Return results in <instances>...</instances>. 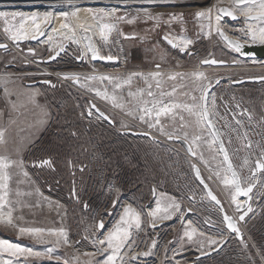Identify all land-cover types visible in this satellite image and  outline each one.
I'll use <instances>...</instances> for the list:
<instances>
[{
	"label": "rangeland",
	"instance_id": "1",
	"mask_svg": "<svg viewBox=\"0 0 264 264\" xmlns=\"http://www.w3.org/2000/svg\"><path fill=\"white\" fill-rule=\"evenodd\" d=\"M231 1L80 0L86 20L97 23L99 15L94 16L89 10L103 9L109 13L103 22L114 19L118 24L120 35L113 33L108 43H99L102 54L117 57L114 63H104L94 62L86 52L78 33L77 14L73 15L78 8L70 0H46L34 4V8H28L34 3L31 0H0V11L10 14L8 18L0 17V44L8 46L6 51L0 50V130L4 133L0 156L16 161L8 169V203L0 208L5 215L11 211L12 224L0 223V240L41 253L39 256H12L0 251V264H103L112 250L101 254L98 248H106L107 242L102 246L96 242L112 231H97L98 212L100 215L105 213L114 204L112 197L118 193L124 196L122 192L130 195L128 200H121L115 207V221L119 217L121 221L125 209L130 207L139 213L141 225H146L149 219L166 222V228L155 232L151 243L146 240L143 246L144 250L147 246V249L152 247L154 255L161 261L159 264H187L192 259L180 260L181 255L175 253H183V257L187 256V250L203 253L222 241L226 246L221 252L195 261V264H264V171L258 176L253 193V213L241 224L242 238L229 233L221 224L204 227L199 224L197 214L181 220L192 205L187 198L178 197L175 183L183 168L193 180L196 162L200 163L218 195L227 197V203L224 198L221 200L229 213L236 215L243 203L234 184L224 183L225 178L231 180V177L206 124L200 123L196 115L183 107L158 118L153 108L154 104H199L200 88L220 80L210 98L211 115L220 127L242 181L246 182L244 186L252 183L255 162L264 157V115L260 113V107L264 105L260 102L264 99V83L233 86L232 82L264 76V65L241 59L219 37L215 20L219 15L217 9L233 7ZM197 4H201L203 11L212 10L210 35L209 21L196 15L200 12L197 10L202 11L196 9ZM145 11L159 19H150ZM16 12L23 13V17L12 19L11 14ZM64 12L69 13L67 21L62 15ZM45 13H51L55 18L45 38L38 42L14 41L10 38L11 33L5 31V28L15 31L23 25L25 31L38 35L39 32H33L35 25L39 24L42 30L51 19L45 22ZM169 14L179 18L171 19ZM32 15L38 17L35 22L30 19ZM63 23L70 24L71 30L61 27ZM219 27L233 32L245 26L243 21L232 22L221 17ZM96 29L101 33L100 27ZM72 30L73 40L66 39L73 35ZM164 36L171 40L185 37L193 43L183 52L181 48L168 45ZM66 43L69 46L61 57L52 63H44ZM212 58L238 65L202 66V61ZM157 70L162 73L157 78L159 87L155 79L145 80L143 76H134L130 84L120 88H115L113 81L86 79L105 75L123 80L131 73L147 76ZM199 72L204 73L203 79L192 75ZM176 73L183 75L171 79L170 76ZM73 74L79 76V85L72 78ZM39 81L50 84L28 85ZM224 85H227V91ZM98 92L115 96V103ZM193 96L197 98L195 101ZM218 97L219 104L216 105ZM234 100L244 105L242 112L249 113L252 117L249 121L256 125L253 141H249L251 146L239 140L243 138L240 129L222 124L227 112L224 102ZM89 101L104 110L113 123L109 124L102 117L88 116ZM146 107L152 108L153 112L141 120L139 117L144 115ZM127 130L147 132L152 138L124 133ZM169 137L186 140L196 153V162L187 155L183 145L168 141ZM46 160H51L50 166L38 169L36 165ZM152 188L156 190V198L151 196ZM74 190L78 196L80 194L79 203L73 200ZM3 194L4 190L0 189V195ZM157 205L162 210L167 209V213L160 211L153 216L151 213ZM175 205H179L178 209ZM84 208L93 209L94 213L87 214ZM195 211L204 217L202 209ZM20 227L45 229L44 242L20 235ZM60 229L66 233L67 242L61 239L57 244V237L48 235V230L58 232ZM114 264L123 262L117 263L115 259Z\"/></svg>",
	"mask_w": 264,
	"mask_h": 264
},
{
	"label": "snow or ice",
	"instance_id": "2",
	"mask_svg": "<svg viewBox=\"0 0 264 264\" xmlns=\"http://www.w3.org/2000/svg\"><path fill=\"white\" fill-rule=\"evenodd\" d=\"M246 0H237L238 4H242L245 3ZM248 3H251L253 5L255 4H259V8L260 11L257 12L255 14V16L252 15V10L249 9L247 12H245V16L250 17L252 19L264 22V0H247ZM77 12L79 11L78 9L76 10ZM93 12V15H99V27L101 30V34L103 38H106L107 34L110 33L113 28L114 25L111 23H104V17L108 16L109 13L105 12L103 9L100 10H89ZM115 12V9L112 10V13ZM218 13H222V14H226L228 16H233V11L230 9H224V8H218L217 9ZM76 13H73V15H75ZM9 13L7 12H2L0 11V17L3 18H8L9 17ZM23 13L20 12H16V13H12L11 17L12 19H15L16 17H23ZM51 13H45L44 14V21L47 22L49 20V18L51 17ZM62 15L65 18V21H67L69 13L68 12H64L62 13ZM145 15H147L150 19H159L158 16L153 17L150 13H148L147 11H145ZM171 16V19H178L179 17L175 14H169ZM197 16L202 17V18H206L209 21L208 24V28H209V35L211 34V28H212V10L208 9L206 11H200L198 13H196ZM220 15H217L215 17L216 20V31L220 34L224 36V39L227 41V43L233 48L235 49L236 52H241L242 48L244 47V45L242 43H240V41L237 40H232L230 39L227 35H225L222 31V29L219 27V21H220ZM235 18V17H233ZM30 19L35 22L38 17L36 15H32L30 17ZM118 19H123V17H119ZM61 27L63 28H69L71 30V25L68 23H63L61 25ZM6 32H10L11 33V39L14 41H19V40H23V39H37V36L34 34H30L29 32L25 31L23 28V25L20 26L19 29L12 31L11 28H5ZM55 31V29H54ZM73 31V35L72 36H67L65 37L68 40H73L74 37V30ZM85 31H87V29H85ZM33 32H39L40 35H43V32L40 30V25L36 24L35 28L33 29ZM245 36L249 37L251 39V41L253 43L255 42H259V43H264V26H252V25H248V30L246 32L243 33ZM49 39H51V37H49ZM165 39H169L168 36H165ZM76 43H79V41H75ZM169 43H172L174 47H178L181 48L182 50H187L189 45H191L193 43L192 40L187 39L185 37H179L175 40H169ZM0 47H6V45H0ZM87 47L89 49V51H91L93 58H97V54H98V50L95 48V46L91 43V39L90 37L88 38V44ZM60 51L64 50V46L60 45L59 46ZM29 51H32L31 49ZM60 51H58L56 53V55L60 54ZM84 55H86V53H84ZM54 58V57H53ZM99 59H107V60H113L116 59L113 56H99ZM202 63L204 64H212V65H216V64H223L224 61H217L215 59L212 60H204L202 61ZM159 65H156V68L159 69ZM162 73L157 70L154 72H151L149 74H147V76H145L143 73H131L127 76V78L121 80L119 77H113V76H105V75H101L99 77L97 76H89L86 77V79L89 80H95V79H100V80H109V81H113L115 83V88H120L122 85L124 84H130L132 82V79L134 76H143L145 80H148L149 78L151 79H155L156 80V84L157 87H159V80L157 78L161 77ZM182 73H176L173 74L172 76H170L171 79H175L176 76H182ZM194 77H196L197 79H203L204 78V73L203 72H199V73H193L192 74ZM65 78H68V76H65ZM72 78L75 80L76 83H80V79L79 76L76 74L72 75ZM261 79H264V77H262ZM217 83H219V81H217ZM149 87H151V85H149ZM212 84L208 83L206 86H202L200 88V103L199 104H185V105H178V104H168V105H163V106H158L157 104L153 105V108H155V116L158 118L162 115H167L168 113H171L173 111V109L178 108V107H183L185 110H187L189 113H192L194 115H196L199 118V122L200 123H207L209 125H212V121L210 119H208L209 117V109L207 107V97H208V93H209V89H211ZM175 91V90H173ZM5 93L7 94V89H5ZM142 94V92H141ZM149 95H152L151 92L148 93ZM98 95L103 96L105 99H112L113 102L115 103L116 97H109L107 95L106 92H98ZM193 101H195L197 98L195 96L192 97ZM214 103V102H213ZM13 107H15V104L13 103L12 105ZM118 107L122 106V105H117ZM92 108H95V105L91 106ZM199 108L200 111H195V109ZM98 111V109H97ZM153 112L152 108H145L144 109V115H141L139 118L141 120H144L145 115H151ZM89 115H91V110H89ZM103 115V114H101ZM157 123H159V120L157 119ZM150 127H154L155 125H149ZM3 131L0 130V142H3ZM171 139V137H169ZM193 155H196L195 152H193ZM224 159L228 160V155L227 152H224ZM16 161H11L9 160L7 157L4 156H0V189L4 190V194L0 195V208H3V206L5 204H7V200H6V196H7V188H8V184L7 181L9 180V173H8V169L10 168L11 165L15 164ZM43 163L45 164H50L51 161L46 160ZM257 166L260 169H264V163L257 161ZM229 168L231 169V162L229 161ZM25 175H27V173H25ZM232 176L233 179L229 180L227 178H225L224 183L225 184H235L237 191L238 192H244V194H247V192H250L251 186L248 187L247 190H243L240 188L239 185V180L237 177V174L233 171L232 172ZM212 199L215 200L216 197L212 196ZM179 205H175V208L178 209ZM251 209L249 208V211ZM160 211H164L165 213H167V209H160L159 205H157V208L155 211H153L151 214L153 216H156L157 213H159ZM165 219L168 218L167 215L164 216ZM244 217L241 216L240 219L242 220ZM225 220H228V228H231L233 231H239L238 228H236L234 226V224L231 222V218L225 216ZM0 223H5V224H12V213L9 210L7 212V214L5 215L4 213L0 212ZM141 226V220H140V215L139 213H136L133 209L126 208L125 209V216L121 217V221L119 224H117L116 228L112 231L109 232L108 235L101 240H98L96 243L98 245H104L105 242H107V247H99L98 251L101 252V254H103L104 252L109 251L110 249L112 250V254L110 256L107 257L106 260H104L103 264H114L115 262V257L117 255V253L119 252V250L125 246L128 242L129 239L131 237V229L133 227H135L136 229H139ZM154 226V225H153ZM99 228H103L104 224L101 221L100 224L98 225ZM19 233L20 235H29L34 237L37 241L39 242H44V233H45V229L43 228H33V227H20L19 228ZM48 235H52V236H56L57 237V244L60 242L61 239L64 240V242H67V236L66 233L64 232L63 229H60L58 232L56 230H48ZM212 243H215V241H212ZM0 251L2 252H8L10 253L12 256H16L17 254H27L30 256H39L41 255V253L39 252H33L32 249L30 248H21L19 245H15V244H10L7 241H2L0 240ZM91 255V254H89Z\"/></svg>",
	"mask_w": 264,
	"mask_h": 264
},
{
	"label": "water",
	"instance_id": "3",
	"mask_svg": "<svg viewBox=\"0 0 264 264\" xmlns=\"http://www.w3.org/2000/svg\"><path fill=\"white\" fill-rule=\"evenodd\" d=\"M233 4L235 7H240V6H244V5H247L249 4L246 0L245 3H242V4H238L237 3V0H233ZM220 8H224V9H230L233 11L232 8L230 7H227V6H222ZM220 16L224 17V18H228L230 21L232 22H242L244 23L245 27H247V22H252V21H256L255 19H252L250 17H246L245 21H244V18H242L238 13L234 12L233 11V16H228L226 14H222V13H219ZM253 16H255V14H252ZM235 17V18H233ZM247 21V22H246ZM225 35H227L225 32H223ZM45 36V32H43V35H38L37 36V39H32V41L34 42H37V41H40L44 38ZM81 36L86 44V47H87V44H88V38L90 37L91 39V43L95 46V48L97 49L96 45H95V41L90 33L89 30L85 31V29H81ZM230 39L232 40H237V41H240V43H242L244 45V47L242 48L241 52H236L235 49H233L228 43L227 41L224 39V36L223 35H220L219 34V37L221 38V40L229 47L231 48L232 50H234L238 56L245 60V61H248V62H258V63H262L264 65V44H256V43H253V42H243L239 39H236V38H232L230 37L229 35H227ZM250 39V38H249ZM163 40L168 44L170 45L172 48H177V47H174L172 43H169V40L170 39H165V37H163ZM0 45H6V47H0V50H3V51H6L8 46L7 44H0ZM69 46V44H65L64 45V50L63 51H60V49H58L50 58L44 60V63L48 64V63H52L54 61H56L59 57H61V55H63L66 51H67V47ZM88 49V47H87ZM60 51V54L59 55H56V53ZM89 51V49H88ZM184 52V50H182ZM89 54H90V57L91 59L94 61V62H98V61H104L106 63H114L116 62V59L114 60H104V59H99V51H98V54H97V58H93L92 56V53L91 51H89ZM54 57V58H53ZM213 59V58H212ZM212 59H208V60H212ZM216 60V59H215ZM42 60H40L41 62ZM217 61H221V60H217ZM202 66H206V67H214V68H221V67H228V66H231V67H235L238 65L237 62H232V63H228L226 61H224L223 64H216V65H212V64H204L202 63ZM264 77V76H262ZM262 77H250V78H243V79H239V80H236V81H233L232 82V85L233 86H240V85H246V84H261V83H264V79H261ZM220 82V80H217ZM217 81L212 84V87L211 89H209V93H208V97H207V107L209 109V117L208 119H210L212 121V125H209L207 123L206 126L207 128L209 129V134L212 136V138L215 140L216 142V148L219 152V154L221 155L222 157V161L224 162V165H225V168L227 170V173L229 175V177H231V179H233V176H232V172L234 171L236 174H237V177H238V180H239V185H240V188L243 189V190H247L249 186H251V191L250 192H247V194H244V192H238L237 191V188L234 184V188L237 192V194L239 195V197L241 198V201H243V204L238 208V212H239V216L237 218H235L233 215H229L228 212L226 211V208L222 202V200L219 198V196L217 195V193H215V191L213 190V188L209 185V183L206 181L205 177L203 176L202 174V169L200 166L198 165H195L194 166V174L197 178V180L199 181V183L204 187L205 191H206V194L207 196L209 197V199L217 206V208L221 211V214H222V217H223V221L225 223V227L226 229L231 233V234H234L237 238H242L243 237V231L241 229V224H243L246 219L253 213V210H254V207L252 205V201H253V193L255 191V188L257 186V182H254V183H251L249 184L248 186H244L243 185V181H242V178H241V175L239 173V170L237 169L233 159H232V156H231V153L227 147V142L226 140L224 139L222 133H221V130H220V127L218 126V124L215 122V120L213 119L212 115H211V110H210V98H211V95L213 93V90L216 86H218L219 83H217ZM50 84V82L48 81H39V82H34V83H29L28 85L30 86H33V85H39V84ZM76 83V82H75ZM78 84V83H76ZM79 85V84H78ZM92 105H95L94 103L91 104ZM92 108V107H91ZM98 109V111H97ZM92 110H94L100 117H102L103 119H105L107 122L109 123H113V121L111 120V118L105 114V112H103L101 109H99L96 105H95V108H92ZM103 114V115H101ZM124 133H128V134H131L135 137H147V138H152L151 134L150 133H147V132H136V131H131V130H127V131H124ZM168 141L172 142H176V143H180L181 145H183V147L186 149V151L188 152V154L191 156V157H195V155H193V149L191 148V145L184 139H181V138H168ZM227 152V155H228V160H225L224 159V152ZM229 161L231 162V169L229 168ZM262 163H264V157L261 158V160H258ZM255 170L252 171V178H258V176L261 174V172L264 171V169H260L258 168L257 166V161L255 162ZM212 196H215L216 199L213 200L212 199ZM249 208L251 209L249 211ZM188 213H192L191 210H188L187 211V214ZM225 216L227 217H230L231 218V222L234 224V226L236 228L239 229V231H233L231 228H228V223L229 221L228 220H225ZM243 216L244 218L241 220L240 217ZM182 220H184V217L182 218ZM224 243L225 242H222L218 247H216L215 249L213 250H210L206 253H202V254H199L198 255V258L199 259H203V258H208L214 254H216L217 252H219L222 247L224 246Z\"/></svg>",
	"mask_w": 264,
	"mask_h": 264
},
{
	"label": "flooded vegetation",
	"instance_id": "4",
	"mask_svg": "<svg viewBox=\"0 0 264 264\" xmlns=\"http://www.w3.org/2000/svg\"><path fill=\"white\" fill-rule=\"evenodd\" d=\"M230 3H233V0ZM89 102H90V107H87L86 109L88 110V116L92 117L91 115H89V110H92L91 104L92 103L95 104V102L94 101H89ZM96 106L98 107V105H96ZM109 124H111V123H109ZM49 161H51V160H49ZM50 164H45L43 162L42 163L39 162L36 166H37L38 169H42V168H45V167H49ZM202 174L205 177L206 181L209 183V185L213 188L215 193H217L215 188H214V186L212 185L211 181L209 180V178L204 175L203 169H202ZM197 184L200 185L201 188L205 191L204 187L199 183V181H197ZM122 193H123L124 196H120L119 193H118L117 194L118 196L112 197V198H114V204L112 205L111 208L106 209L105 213L100 215V212H98V217H97V221H96V224H97L96 227H97V231L99 233L105 232V231H107V229H109L110 231H113L116 228L117 224H119L120 217L118 219L116 218V221H115V218H114L116 216V213H117L115 211L116 210L115 207L120 205V201L121 200H128L127 199L128 195H130V194H126L124 192H122ZM217 195H218V193H217ZM151 196L153 198H156V196H157L156 190L153 189V188L151 189ZM218 196H219L220 199L224 198L226 200L225 201L226 203L228 202V200L226 199L227 198L226 196H224V197H221L220 195H218ZM72 197H73V200L76 203H79L80 200H81L80 194L78 196L75 190L73 191ZM111 201H112V199L110 200L109 205H111ZM222 202H223V200H222ZM207 204H208V201H203L202 205L206 206V207L200 208V209H202V211L204 213L202 211H199V212H202L204 214V217H201L200 213H197L196 211H194V212L188 213V214L185 213L184 214L185 216H182V218L184 217V219H185L187 216H190V215L193 216V215L197 214V219L199 221V224H202L204 227H214V226H216L218 224H221V225H223L225 227V223L223 221V217H222L221 211L217 208V206L215 204L214 205H212L211 203H210V205H207ZM223 204H224V202H223ZM224 206H225V204H224ZM187 208H186V211H187ZM225 208H226V211L228 212L229 215H233L235 218H237L239 216V212H237L236 215L235 214H231V213H229V210H227L226 206H225ZM206 209H208V210H206ZM83 211L85 213H87V214L94 213L93 209L88 210V209L84 208ZM207 211H209V213H212L211 216H210V219H208V216H207L208 212ZM182 218H181V220H182ZM101 221L104 224L103 228H99L98 227V225L100 224ZM110 222H112L111 226H109ZM165 228H166V222L165 221L160 220V221H157V222H152V221H150V219L148 220L146 225H141L139 229H136L135 227H133L131 229V237L129 239V242L125 246H123L119 250L117 255H116L115 259H116L117 263H120V262H123V264H125V263L133 264V262H136V264H138V262L141 263V264H143V263L144 264H149V263L159 264V263H161V261L158 259L157 255H154L155 253L153 252L152 247H150V249H147L148 248V246H147L146 250H144L143 246L145 245L144 243L146 242V240H148V244L151 243V239H152L151 236L155 237V232L163 231ZM225 229H226V227H225ZM158 241H160V240H158ZM222 242H225V241H222ZM222 242L218 243L217 245L212 247L210 250L215 249ZM225 246H226V242L224 243V246L222 247V249L219 252H221L224 249ZM153 247L155 248V246H153ZM210 250L204 251L203 253H206V252H208ZM219 252H217L216 254H218ZM185 253L187 254L186 257H183V253H181V254L180 253L179 254L175 253V255L176 256L177 255H181L180 256L181 257L180 260L187 259V258L188 259H192V261L188 262L187 264H195V261H199L200 260L198 258V255L202 254V253H199V252H197L195 250H187ZM189 254H191V256H189ZM139 255H140V258H138ZM142 257H144V258L147 257V259H143V260H147V261H143ZM203 259H207V258H203Z\"/></svg>",
	"mask_w": 264,
	"mask_h": 264
},
{
	"label": "bare ground",
	"instance_id": "5",
	"mask_svg": "<svg viewBox=\"0 0 264 264\" xmlns=\"http://www.w3.org/2000/svg\"><path fill=\"white\" fill-rule=\"evenodd\" d=\"M31 1L34 2V3H32V5H30L28 8H30L31 6L34 8V6H33L34 4L45 3L46 0L45 1H43V0H31ZM196 1L197 0H195V3H196ZM198 1H200V0H198ZM70 2H71V4L74 7H77L78 10H79L78 12L75 10L74 13L77 14L76 15V22H78V33L80 35V38L83 40V38L81 36V29H87V30H89L90 33H91V35H92V37H93V39H94V41H95V45L97 47V50L99 51L100 56L107 57V56H105V54H102L101 47H100V44L99 43L100 42H102V43H108V41L111 39L113 33L116 34V35H118V36L120 35V32H119L120 30L118 29V24H117L116 20L110 19L109 21H106L107 23L113 24L114 25V28H113V30L110 33L107 34L106 38H103L102 37V34L101 33H98L97 32V29H96L97 27H99V23L98 22L96 23L93 20H86L85 15H84V12L81 10L80 0H70ZM55 3L58 4V1H55ZM24 4H25V2H24ZM50 7H51L50 8V11H51V13H53V7H52V5H50ZM200 8L202 9L201 4H197L196 9H200ZM230 8H232L234 12L238 13L242 18H244V21H245V19L247 17V16H245V12H247L249 9L252 10V14H256L257 12L260 11L259 4L258 3L255 4V5L249 3L247 5L240 6V7H235L234 4H233V7H230ZM197 11H201V10H197ZM202 11H203V9H202ZM54 18L51 17V19L48 21V23L42 28L41 31L42 32H45V36H46L47 32L50 30V28H51V26H52V24L54 22ZM248 25H252L254 27H256V26H264V22H261V21L256 20V21H252V22H247V25H246L247 27H244V28H240V27L239 28H236V30L233 31V32H230L229 30L226 31L227 29H224L225 31L224 30H222V31L225 32L227 35H229L232 38L239 39V40H241L243 42H252L251 39H249V37H247V36H245L243 34L244 32H246L248 30ZM239 32L240 33L242 32L243 35H240ZM38 35H36V36H38ZM45 36H44V38H45ZM27 40H31L32 41L31 38H29V39H23V40H20V41H27ZM32 42H34V41H32ZM83 42H84V40H83ZM255 43L256 44H264V43H259V42H255ZM84 48H85L86 52L89 54V51H88V49L86 47L85 42H84ZM104 60H107V59H104ZM100 62H104V61H100ZM104 63H106V62H104ZM239 173H240V171H239ZM251 181H252V183L253 182H258V178H252L251 177ZM243 183L245 184L246 182L244 181ZM242 203H243V201H242Z\"/></svg>",
	"mask_w": 264,
	"mask_h": 264
},
{
	"label": "built area",
	"instance_id": "6",
	"mask_svg": "<svg viewBox=\"0 0 264 264\" xmlns=\"http://www.w3.org/2000/svg\"><path fill=\"white\" fill-rule=\"evenodd\" d=\"M99 107V106H98ZM100 108V107H99ZM101 109V108H100ZM102 110V109H101ZM104 111V110H103ZM91 116L94 118H100L93 110H91ZM186 151V149H185ZM187 155L192 158L193 161H195L196 157H191L188 152L186 151ZM196 162V161H195ZM198 165L201 167L200 163H194L193 164V170H192V179L189 178V173L185 168L182 169V172L180 173L177 182L175 183L176 187V193L178 194V197L180 198H187L191 202V211L194 212L195 209L198 210L199 208H204L206 206L201 205L203 201H208L207 205H214L212 201L209 200V197L206 194V191H204L200 185H194L197 184V178L194 174V166ZM202 169V167H201ZM208 210V209H206ZM208 219H210V216L212 213H209L207 211ZM207 219V220H208Z\"/></svg>",
	"mask_w": 264,
	"mask_h": 264
},
{
	"label": "crops",
	"instance_id": "7",
	"mask_svg": "<svg viewBox=\"0 0 264 264\" xmlns=\"http://www.w3.org/2000/svg\"><path fill=\"white\" fill-rule=\"evenodd\" d=\"M224 86H225V90L227 91L228 90L227 85H224ZM226 94H228V93H226ZM219 99H220L219 97H218V99L216 98V101H215L216 105L219 104ZM231 99H233V97ZM237 102L238 101H236V100H234L233 102L229 101V102H227L228 104L226 102H224V105L227 108L226 109L227 112L225 113V116L222 118V120H223L222 124L224 125L226 123V124H228L229 127L235 126L237 129H240L239 132L241 133L243 138L240 137L239 140H244V141H246L247 146H251L249 141H253L254 131L256 130V125H254L252 123V121L251 122L249 121L252 119V117H250L251 115L249 113H247L245 111L242 112L244 109L243 108L244 105L241 103H237ZM260 102H263V104H264V99H262ZM246 111H248V110H246ZM260 113L264 115V105L260 107ZM247 114H249V115H247ZM245 129L247 130L246 132H245Z\"/></svg>",
	"mask_w": 264,
	"mask_h": 264
}]
</instances>
